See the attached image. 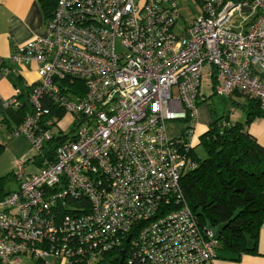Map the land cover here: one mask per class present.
I'll return each mask as SVG.
<instances>
[{
  "label": "built area",
  "instance_id": "2783aa9c",
  "mask_svg": "<svg viewBox=\"0 0 264 264\" xmlns=\"http://www.w3.org/2000/svg\"><path fill=\"white\" fill-rule=\"evenodd\" d=\"M200 2L178 33L175 0H57L44 35L10 55L39 78L12 131L34 154L0 198V264H212L218 240L180 180L204 86L264 114V0ZM174 120L188 129L171 136Z\"/></svg>",
  "mask_w": 264,
  "mask_h": 264
},
{
  "label": "trees",
  "instance_id": "16d2710c",
  "mask_svg": "<svg viewBox=\"0 0 264 264\" xmlns=\"http://www.w3.org/2000/svg\"><path fill=\"white\" fill-rule=\"evenodd\" d=\"M38 1L45 18H50L57 0ZM33 87L29 88V95ZM234 94L243 100L234 104L244 111V120L230 122L228 115L214 116L208 129L200 135L196 148L186 151L194 166L185 170L180 180L188 206L199 224L208 228L220 226L216 257L233 261L244 254H257L258 234L264 226V146L247 129L264 114L255 98ZM16 98L18 104L7 108L0 101L1 121L12 131L31 111L25 100ZM53 112L63 116V111ZM57 140L59 137L47 147L53 149ZM3 146L0 142V149ZM197 148L202 149L204 156L197 153ZM10 176L14 177V173L0 175V198L10 192L4 189V180ZM119 253L118 257L107 259L108 264H128L123 252Z\"/></svg>",
  "mask_w": 264,
  "mask_h": 264
},
{
  "label": "crops",
  "instance_id": "0c3cea01",
  "mask_svg": "<svg viewBox=\"0 0 264 264\" xmlns=\"http://www.w3.org/2000/svg\"><path fill=\"white\" fill-rule=\"evenodd\" d=\"M45 23L46 18L38 0H0V101L20 96L28 103V90L38 82L39 78L37 65L35 63H14L9 57L15 53L19 45L35 37L43 36ZM233 102L242 103L243 100L236 97ZM206 104L207 108L202 109L200 115H197L196 109V117L191 126L192 148H196L200 135L208 129L214 118L213 112L215 111L208 107V103ZM227 115L230 122L242 121L245 118L242 109L240 112L235 109L230 110ZM1 120L0 113V131L2 126L7 128ZM247 129L256 141L264 146V116L253 120ZM212 264H264V226L259 230L257 254H244L235 261L216 257Z\"/></svg>",
  "mask_w": 264,
  "mask_h": 264
},
{
  "label": "rangeland",
  "instance_id": "374dc122",
  "mask_svg": "<svg viewBox=\"0 0 264 264\" xmlns=\"http://www.w3.org/2000/svg\"><path fill=\"white\" fill-rule=\"evenodd\" d=\"M178 5L180 18L175 25V31L180 32L186 24H190L193 18L199 14L200 11V0H175ZM204 96L207 97L203 103L200 102L197 105V115H200L202 109L208 107L211 108L214 116L227 115L230 110L241 111V108L236 106L233 102L236 99V95L233 94L231 97L221 96L214 92H210L207 86L203 87ZM238 98V97H237ZM28 105L30 106L29 98ZM217 115H216V114ZM15 124V123H14ZM189 124L184 120H174L167 122V129L171 136L180 135L188 129ZM19 127V126H17ZM16 127V128H17ZM0 142H2L3 149H0V175H7L10 172H15L17 164L23 160L30 158L34 154L33 145L31 140L23 134H14L10 132L5 126L1 127L0 131ZM197 153L200 156H204L201 148H197ZM27 169H33L32 166H27ZM17 188V181L14 177L10 176L4 180V189L13 190ZM215 236H218L220 226L209 225ZM53 261L52 258L48 259ZM22 264H34L31 260L22 257Z\"/></svg>",
  "mask_w": 264,
  "mask_h": 264
}]
</instances>
